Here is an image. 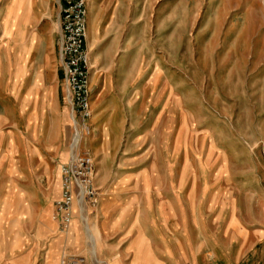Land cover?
<instances>
[{
  "label": "crops",
  "instance_id": "obj_1",
  "mask_svg": "<svg viewBox=\"0 0 264 264\" xmlns=\"http://www.w3.org/2000/svg\"><path fill=\"white\" fill-rule=\"evenodd\" d=\"M18 9L20 37L33 23L55 25L56 39L43 40L47 63L23 67L18 84L27 127L57 137L72 125L56 49L58 0L18 1ZM86 9L91 132L77 153L94 161L97 207L85 211L83 225L74 204L70 228L61 233L56 200L47 206L36 244L41 264H60L67 255L85 264H264V173L255 175L264 170V83L252 82L247 58L264 39L253 45L249 28L228 22L233 26L222 35L196 30L190 47L185 30V49L170 66L167 53L156 52L148 0H86ZM171 90H178L173 111ZM172 118L177 136L191 133L203 149L189 189L190 161L182 157L174 192ZM165 120L167 128L158 129ZM60 195L61 181L54 198Z\"/></svg>",
  "mask_w": 264,
  "mask_h": 264
},
{
  "label": "rangeland",
  "instance_id": "obj_2",
  "mask_svg": "<svg viewBox=\"0 0 264 264\" xmlns=\"http://www.w3.org/2000/svg\"><path fill=\"white\" fill-rule=\"evenodd\" d=\"M18 1L23 2L0 0V264H20L22 260L30 264H41L43 250L36 245L45 225L41 215L47 206L52 209L53 202L57 200L58 197L54 198V195L60 187L61 168L69 162L78 145L77 139L72 144L71 113L72 125L57 137L54 134L44 136L47 135L45 127L37 129L38 134L35 135L27 127L28 122L22 119L20 105L23 101L20 102L18 83L23 67L31 63H47L43 40L49 36L56 39V35L53 21L45 20L27 26L20 37L22 24L18 18ZM148 1L153 4L156 16L155 32L159 36L156 52H166L168 56L164 58L170 66L178 65L180 53L185 49L186 42L182 41L185 30L188 34L187 45L191 44L190 47L196 30H211L210 33L219 31L222 35L223 31L233 26L228 22L239 23L233 27L240 31L249 28L253 45L264 39V0ZM261 44L259 50L252 49L247 58L251 66L252 82L264 83V42ZM56 49L59 51L58 39ZM171 92L173 111L178 90ZM188 123L193 128L194 122ZM156 127L167 128L166 120L159 121ZM170 129V174L174 192L183 171L182 157L186 154L190 161L186 168L189 189L191 178L196 176V169L193 168L196 164L195 156H201L203 149L201 139L191 133L177 136L179 122L173 118ZM155 140L156 157L160 163L162 157L159 144L162 137L156 136ZM262 172L264 170L260 173V170L255 169L257 176L262 175ZM170 204L172 207L174 202L170 201ZM84 215L86 217V213ZM81 222L85 224L82 219Z\"/></svg>",
  "mask_w": 264,
  "mask_h": 264
},
{
  "label": "built area",
  "instance_id": "obj_3",
  "mask_svg": "<svg viewBox=\"0 0 264 264\" xmlns=\"http://www.w3.org/2000/svg\"><path fill=\"white\" fill-rule=\"evenodd\" d=\"M59 16L58 49L63 83L67 91L68 103L73 119V141L77 145L83 135L91 132L89 120L90 60L84 46L86 38V0H58ZM74 155L61 168V195L54 202L53 219L58 230L66 233L71 224L74 204H77L82 221L86 224L85 211L97 207L98 193L95 187L97 172L93 159L87 154ZM60 264H85L84 259L76 256H63Z\"/></svg>",
  "mask_w": 264,
  "mask_h": 264
}]
</instances>
